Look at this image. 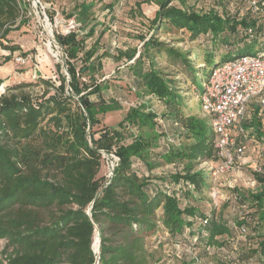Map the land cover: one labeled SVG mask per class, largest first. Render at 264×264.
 <instances>
[{"label": "trees", "instance_id": "obj_1", "mask_svg": "<svg viewBox=\"0 0 264 264\" xmlns=\"http://www.w3.org/2000/svg\"><path fill=\"white\" fill-rule=\"evenodd\" d=\"M172 1L156 0L153 28L169 25L185 30L190 40L197 39L203 45L199 46L201 53L168 46L151 36L143 41L136 57L135 49L118 50L117 58H126L131 90L139 99L128 107L119 132L113 129L121 139L120 145L113 147L119 162L101 187L102 137H94L91 127L100 122L99 115L119 109L122 100H127L105 97L108 86L95 77L106 53H98L101 32L92 43H85L96 31L91 2H80L74 14H68L80 23L83 36L57 35L69 58V80L62 75L56 83L38 75L34 80L9 83L0 93V238L5 240L0 264H94L96 229L104 241L108 226H125L122 230L135 232L143 242L157 230L152 214L158 206L161 220L177 244L193 251V264H209L211 254L226 257L220 264H264V108L250 101L240 122L242 131L233 133L234 144H245L248 154L250 147L253 150V155H248L250 166L244 169L255 179L256 187L251 190L228 183L223 201L215 203L208 192L214 184H224L216 181L210 169L198 165L218 159L216 136L208 115L206 120L183 112L180 90L186 81L194 86L197 73L202 85L209 78L212 66L204 75L201 69L205 61L195 65L194 56H213L215 65L238 55L264 52V16L250 13L254 7L263 9L264 0H256L242 14L222 6L205 11L189 9ZM27 4L26 0H0V40H7L11 31L25 24ZM0 44L10 51L0 57V63L9 61L14 50L21 51L18 44ZM220 46L223 55L217 53ZM158 57L164 59L163 64L158 63ZM77 59L81 60L79 66ZM34 87H40V93H32ZM151 99L164 106L165 115L152 109ZM163 119L184 128L185 136L193 141L171 152L169 146L165 148L160 160L174 169H169L162 181L151 183L148 168L140 174L134 160L151 165L148 160L154 154L149 148L159 134L155 128L162 132ZM184 158L187 161L182 164L175 161ZM256 164L260 171L254 169ZM158 166L156 162L149 169ZM189 198L199 200L195 204ZM220 238L228 239L225 251L215 247L224 242ZM101 250L104 255L110 248L103 246ZM103 255L100 264H109ZM112 262L118 264L117 258Z\"/></svg>", "mask_w": 264, "mask_h": 264}, {"label": "rangeland", "instance_id": "obj_2", "mask_svg": "<svg viewBox=\"0 0 264 264\" xmlns=\"http://www.w3.org/2000/svg\"><path fill=\"white\" fill-rule=\"evenodd\" d=\"M27 10L25 24L17 30L11 31L7 40L1 39L0 43L11 45L12 43L18 44L21 47V51L14 50L11 53V59L7 62L0 63V93L9 85V83H16L21 80H34L41 75L44 78H50L56 83L59 81V77L64 75L69 80L70 76L67 70L69 60L66 55V51L63 46L58 42L57 35H69L74 34L75 37L83 36L82 30L79 29L80 23L76 22L73 16L68 14L75 11V7L82 1H89L92 3L90 7L91 16L96 24V31L94 35L87 37L85 43L89 45L92 43L94 38L101 32L99 40L98 53L105 52L106 54L101 58L102 68L95 74L98 81L107 85L105 89L108 93H104V96L109 95L114 97H121L127 101L122 100L119 109L106 112L103 115H99L100 122L91 127L94 131V137L101 136L102 147L100 153L102 156V164L100 167V187L109 179V175L116 167L119 162L117 154L114 152L113 147L119 146L121 139H118V134L113 129L119 132L120 121L124 117L128 107L139 99L137 92L131 90V74L125 64L126 58H117L119 49L134 50L137 56L139 51L142 49V43L150 36L156 39L158 42L166 43L168 46H176L184 51L195 49V52L200 51L199 46H203L196 40H190L188 33L185 30L176 29L172 26L155 30L151 24V19L154 16L155 10L157 9L156 0H26ZM182 3L180 0H173L171 3H176L182 7V4L189 9H195L200 11L208 10L212 7H224L230 12L244 13L247 9H250L251 5L256 4V0H223L222 3L216 0H184ZM221 1V0H219ZM228 4H225V2ZM140 3V4H139ZM139 4V5H138ZM256 17L264 16V8L257 9L254 7L253 11ZM74 14V13H73ZM84 32V31H83ZM142 37H144L142 39ZM156 45H154L155 47ZM233 46V47H232ZM232 49L236 48V45H231ZM189 52V51H188ZM10 51L4 49L0 44V57L2 55H8ZM190 53V52H189ZM217 53L223 55V46L217 48ZM248 53V52H242ZM17 57L20 59L17 61ZM133 57V58H134ZM193 57V56H192ZM227 58H231L228 55ZM199 59V60H198ZM133 59L127 63H131ZM72 61V60H71ZM197 61H205L206 66L201 69V72L207 75V72L211 66L215 63L213 56L200 54L199 58L194 56V64ZM158 63L163 64L164 59L158 57ZM77 66L81 65V60H75ZM193 84L186 81L180 86L181 94L183 96V112L186 115L196 116L199 118H205L206 114L201 110L198 96L203 89L201 76L197 73ZM178 77L184 78L183 74H179ZM83 79V78H82ZM88 77L85 76L84 80L87 81ZM66 90H69L68 87ZM109 90V91H108ZM40 87H34L32 93H40ZM71 91V90H70ZM152 109L158 113L164 114V106L159 102L151 99L149 101ZM165 115V114H164ZM166 119V117H164ZM164 120V126L161 130L155 128V140L152 146L149 148L150 153L154 154V158L148 160L152 164L158 163V168L149 169L151 165L141 163L142 161L135 158L134 166L135 169L139 168V173L142 170H147L150 173V182L162 181L165 177L166 172L170 169H174L172 164H164L160 160V153H164V149L170 147V152L173 149H178L184 144H190L193 138H188L183 133L182 128L178 125L172 124V122ZM208 122V121H207ZM89 128V127H88ZM157 131V132H156ZM160 131V132H159ZM154 133V131H153ZM124 134V133H123ZM121 135V133L119 134ZM128 137H124L126 140ZM169 149V148H168ZM167 149V150H168ZM249 154L253 155V150L250 147ZM246 150L241 158V165L237 168L228 171L226 174L216 177V181L224 184V187L214 186L208 192V195L213 198L215 203L223 201L224 192L227 191V185L236 184L240 187H246L247 189L253 190L254 188L247 187L248 176L245 171L246 166H250V157ZM157 155V157H156ZM166 153L164 154V156ZM178 163L186 162L187 159L183 160L175 159ZM137 163V164H136ZM212 164V160L208 161ZM198 167H207L204 162L198 165ZM142 168V169H140ZM159 171H162L160 174ZM113 172V171H112ZM207 173L203 172V182L206 185ZM112 174V173H111ZM221 185V184H220ZM99 187V188H100ZM196 195V194H195ZM197 196V195H196ZM199 200V199H198ZM192 201L190 198L188 201ZM204 202V200H203ZM147 215V214H145ZM149 216V215H147ZM162 210L158 206L155 208L152 214V219L156 223V232L144 239L143 242H139L135 232L127 233L125 226L121 225H110L105 231L104 235L107 237L106 240L102 241L100 232L96 229L92 240V249L95 253L94 264H100V259L103 255L102 247L106 246L110 248V251H105L103 255L108 260L109 264H113V260L117 258L118 264H193V251L188 247L177 244L176 239L162 219ZM137 225L134 223L133 228L137 229ZM128 229V228H127ZM223 240L221 244L215 245L220 251H225L229 247L228 239L220 238L219 241ZM5 245V240L0 238V251ZM128 252H124L129 247ZM233 246V244H232ZM126 249V250H124ZM235 251V248L233 246ZM217 250V251H218ZM109 252V253H108ZM226 253H230L227 251ZM206 256V255H205ZM161 258V260H159ZM163 258V259H162ZM208 260L211 261L209 264H220L226 260V257L222 258L216 254L208 255ZM222 258V260H221Z\"/></svg>", "mask_w": 264, "mask_h": 264}, {"label": "built area", "instance_id": "obj_3", "mask_svg": "<svg viewBox=\"0 0 264 264\" xmlns=\"http://www.w3.org/2000/svg\"><path fill=\"white\" fill-rule=\"evenodd\" d=\"M16 59L18 61L20 57ZM198 100L201 110L210 117L216 136L218 159L212 164L208 163L210 160L204 161L216 179L237 168L236 162L242 164L240 160L246 145L234 144L233 133L242 131L240 122L250 101L254 100L264 108V52L238 55L213 65ZM254 169L261 170L258 164ZM248 184L247 187L255 188V179L248 176Z\"/></svg>", "mask_w": 264, "mask_h": 264}, {"label": "crops", "instance_id": "obj_4", "mask_svg": "<svg viewBox=\"0 0 264 264\" xmlns=\"http://www.w3.org/2000/svg\"><path fill=\"white\" fill-rule=\"evenodd\" d=\"M250 157V156H249Z\"/></svg>", "mask_w": 264, "mask_h": 264}]
</instances>
